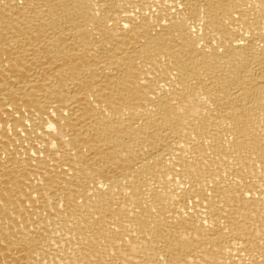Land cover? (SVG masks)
<instances>
[{
  "label": "bare ground",
  "instance_id": "bare-ground-1",
  "mask_svg": "<svg viewBox=\"0 0 264 264\" xmlns=\"http://www.w3.org/2000/svg\"><path fill=\"white\" fill-rule=\"evenodd\" d=\"M0 264H264V0H0Z\"/></svg>",
  "mask_w": 264,
  "mask_h": 264
}]
</instances>
